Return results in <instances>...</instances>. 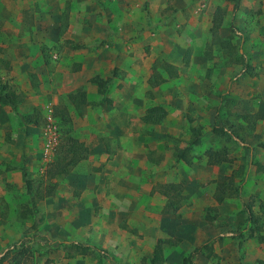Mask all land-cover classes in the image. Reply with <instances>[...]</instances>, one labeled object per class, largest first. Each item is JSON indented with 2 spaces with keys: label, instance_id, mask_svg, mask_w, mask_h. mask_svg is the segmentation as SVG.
I'll list each match as a JSON object with an SVG mask.
<instances>
[{
  "label": "rangeland",
  "instance_id": "obj_1",
  "mask_svg": "<svg viewBox=\"0 0 264 264\" xmlns=\"http://www.w3.org/2000/svg\"><path fill=\"white\" fill-rule=\"evenodd\" d=\"M233 3L0 0V87L20 89L23 97L15 109L0 100V258L7 255L0 264H110L94 249L78 253L75 241L104 248L119 263L144 264L166 238L172 242L163 246L162 264H181L203 243L194 264L264 258V241L231 232L264 235V0H241L235 12ZM218 11V35L233 50L211 42ZM166 62L178 76L154 84L157 70L166 78ZM80 63L83 72H74ZM94 73L111 78L98 91L108 89L112 102L68 105V121L56 116L52 101H64L81 85L89 90L84 80ZM154 105L164 106L167 116L144 123ZM16 112L43 121L28 124ZM214 126L236 135L214 133ZM22 131L35 143L23 142ZM66 135L79 138L87 154L68 174L49 178L46 170ZM46 141L54 144L47 155ZM184 147L190 162L175 156ZM209 149L229 161L211 163ZM23 169L33 193L45 195L37 197L38 220L25 209L31 196ZM231 174L236 184L245 177L239 197L233 187L218 188ZM170 182L182 184V199L165 213L158 186ZM245 204L255 222L239 220ZM22 236L27 252L21 257L9 249Z\"/></svg>",
  "mask_w": 264,
  "mask_h": 264
},
{
  "label": "trees",
  "instance_id": "obj_2",
  "mask_svg": "<svg viewBox=\"0 0 264 264\" xmlns=\"http://www.w3.org/2000/svg\"><path fill=\"white\" fill-rule=\"evenodd\" d=\"M241 0H234L233 3V8L232 11L235 12L236 10H238L239 8V3ZM221 19L222 16L221 14L218 12H216L213 16L212 19V25H211V42L218 44V45H222V47H224V49H232L233 50V46L230 45V42H227L225 40H222L220 38V36L218 35V28L220 27V23H221ZM230 28L235 30L236 28L233 27V25H230ZM70 43H73V41L69 40ZM75 46H79L78 44H75ZM226 46V47H225ZM210 49V47H209ZM241 62L244 65L245 68L248 69L249 64L248 61L246 59H244L243 57H241ZM161 67H163L164 69V74L167 75L166 78L165 76H162V73H156L158 75V77H160L159 79L155 80L154 84H158L161 81H167L168 79L174 78L178 76V72H177V68L172 65L171 63H165V65H162ZM158 71V70H157ZM163 77V78H162ZM7 89V90H6ZM4 91V92H1ZM79 96H81V98H79ZM85 93L83 91L82 88L78 89L76 93H70L69 94V99L72 102V104L74 105L75 108H79L82 104L86 103L85 100ZM23 97L21 96L20 93H17L15 89L10 88L8 85H2L0 87V100L2 102H4L5 104L10 105L12 108H16V106L18 105V103H20L22 101ZM55 114H58L61 119H63L64 121H68L70 119V116L68 114V112L62 111V109H58L57 107H55ZM19 117L21 118V120H23V122H27V123H37L35 120L30 119V116H23L21 114H18ZM167 116V110L164 106L162 105H154L151 107H148L145 111V113L142 116V120L144 121V123L147 124H158L160 123L163 119H165V117ZM212 131L214 133L220 132V133H226L229 134L231 136H235L236 134L234 132H232L231 130L226 129L224 126H214L212 127ZM197 134H201V132L196 129ZM64 142H61V144H59L58 149H57V155L55 156L54 160L49 164L47 170H46V175L49 176V178H53L54 176L57 175H65L68 174V172H70V170L74 167V165L80 161V159L84 158L87 154V146H85V144L82 141H79L78 138L73 137L71 135H66L64 136ZM248 147V145H246ZM264 147V146H263ZM187 151V147L184 148H178V151L176 152L175 156L177 159L179 158H183L186 162H190V156L186 153ZM208 153V157L211 159V163L216 164L219 163L221 161H229V158L226 157H217L219 155V153L216 150H211L209 149L207 151ZM216 157L218 158V160H216ZM255 158V151L252 150L251 151V155H250V159L251 161L254 160ZM257 168H259L260 170L263 169V165L260 163H257ZM248 168L246 169V173H247ZM22 176H23V180L26 184V189H27V193L30 194L31 198H30V208L25 204V209L26 211H29L33 217H37L38 220V209L36 206V202L38 200L37 197L42 198L45 195H43L42 193H40L39 190H37V195L33 193V183L31 180H29L27 178V172L23 169L22 170ZM234 174H231L230 176H227L225 181L223 182H219L218 183V188L220 189H226L229 190L231 189V187H233V192L232 194L236 197H239V188L241 187V184L243 182L242 178L241 180H239L237 182V184L233 181L234 180ZM54 188V185L52 186ZM181 190H182V184L180 182H170V183H164V184H159L158 186V191L164 195L166 197V201L165 204L163 206V212L167 213V212H171L173 210L177 209V206L179 204V201H181L182 199V195H181ZM232 190V189H231ZM48 193H51L50 190H48ZM230 193V192H229ZM184 197V196H183ZM218 199H222V196H217ZM242 212H239V220L242 221L243 218H245V221H248V223L251 222H255L256 216H253V212H252V206L251 205H247L245 204L244 207L241 210ZM25 216V213H23ZM26 217V216H25ZM208 219H212L213 216H207ZM43 217H39V221H42ZM241 222H238L236 224V226H239ZM247 225V224H246ZM35 227V225H34ZM243 228H236L234 229L232 232V237L233 238H237V235L240 236V238L243 239V237L245 238H254L257 237L258 239H260L261 241H264V235H259L257 234L258 231L257 229H253L251 232H249L246 236L243 235L242 233ZM26 237L22 236L20 238L19 241L13 243L10 247V251H14L17 252L19 254V256H24V254L27 252V249L25 247V243H26ZM172 240L171 239H161L159 240V243L157 245L154 246L153 250H152V255L151 257L148 259V261L143 262L144 264H162L163 260H164V255H163V246L164 245H168L171 244ZM59 241H56V244H58ZM242 240H238L237 244L241 245ZM73 249H75L78 253H87V251L91 248L97 251V253L101 256V258H105L106 261L110 264H124V263H119L118 261H116L113 257L112 254H110L106 249L98 247L96 245H93L91 243L89 244H84L82 242L79 241H75L72 243ZM206 244H201L198 247H196L195 249H193V251H191L188 255L184 256L182 259L181 264H194V255L196 253H198L203 247H205ZM5 256H2L0 258V261L3 260ZM101 261V259H100ZM16 264H19V261L16 262ZM255 264H264V258L257 261Z\"/></svg>",
  "mask_w": 264,
  "mask_h": 264
},
{
  "label": "crops",
  "instance_id": "obj_3",
  "mask_svg": "<svg viewBox=\"0 0 264 264\" xmlns=\"http://www.w3.org/2000/svg\"><path fill=\"white\" fill-rule=\"evenodd\" d=\"M164 2H166V0H164ZM165 5V4H164ZM168 5V4H167ZM166 5V6H167ZM166 6H164L163 8L165 9V7ZM155 8H156V6H154ZM168 7L169 8H171V7H176L175 5H173L172 4V2H171V4H169L168 5ZM162 22H165V21H162ZM162 22H161V20H160V22H156V23H159V24H162ZM84 67H85V65L84 64H78V65H76V66H74L73 67V71L74 72H76V73H80V72H83V70H84ZM96 67V66H95ZM97 68V67H96ZM159 69V68H158ZM161 71H163L162 69H160V70H158V73H160ZM162 73V72H161ZM95 78H97L99 81H101V83H99L98 82V80H96ZM163 78V77H162ZM84 79V78H83ZM80 85H81V83H82V77L80 78ZM169 81H171V79H169ZM110 82H111V78L109 77V76H105V77H103V74H97V73H94V75H93V77L92 78H85V80H84V85H86V86H88L90 89L89 90H86L84 87H82V85L81 86H78V87H76L75 89H73V91L72 92H70V93H76L77 92V90L78 89H80V88H82L83 89V91H84V93H85V100H86V103H84V104H82L81 106H83V105H86V104H97V103H100V102H109V103H111L112 101V99H111V97H109L108 96V89L106 90L107 91V93L106 94H104V93H99V91H102L103 89H106L107 87H108V85L110 84ZM99 90V91H98ZM16 92L17 93H19L20 92V89H16ZM21 93V92H20ZM23 93H26V91H24L23 90ZM69 93V94H70ZM69 94H67V97L65 98V100L62 102V101H56V100H53L52 101V103H53V110H54V112H56L55 111V107H57L58 109H62V111H67L68 112V114H71L70 112H71V109H69L68 108V105H71L73 108H75L74 107V105L72 104V102L70 101V99H69ZM97 94L99 95V97L100 98H98L97 97ZM79 98H81V96H79ZM22 101H23V99H22ZM21 101V102H22ZM20 104V103H19ZM80 106V107H81ZM80 107H79V109H80ZM22 112H25V111H22ZM21 114V115H23V116H25V117H27V116H30V119H32V120H35L37 123H28V124H33V125H39L40 123H41V121H43V117L41 116V115H38V117H34L35 115H33V114H31V113H20V112H16V114ZM55 114V113H54ZM56 116H59V115H57L56 114ZM59 118H60V116H59ZM24 135H25V133L22 131V134H21V139H23V142H25V140H27V143H29V145H32V143L34 144L35 143V141H33L29 136L26 138V136L24 137ZM18 136L19 135H15V136H13V137H17V139H18ZM77 138V137H76ZM79 139V138H78ZM79 141H81L80 139H79ZM22 142V143H23ZM86 146V145H85ZM21 149V148H20ZM83 159V158H82ZM82 159H80V161H78L75 165H74V167L72 168V170L81 162V160ZM71 171V170H70ZM162 195V194H161ZM165 198V201H166V197H164ZM165 204V203H164ZM164 206V205H163Z\"/></svg>",
  "mask_w": 264,
  "mask_h": 264
},
{
  "label": "built area",
  "instance_id": "obj_4",
  "mask_svg": "<svg viewBox=\"0 0 264 264\" xmlns=\"http://www.w3.org/2000/svg\"><path fill=\"white\" fill-rule=\"evenodd\" d=\"M48 119H49V117H48ZM45 133L48 135V136H50L51 137V133H52V130L50 129V126H48L47 128H46V131H45ZM50 135H49V134ZM53 145L54 144H51V142L50 141H46V144H45V148H44V154L45 155H47L48 153H51V150L53 149Z\"/></svg>",
  "mask_w": 264,
  "mask_h": 264
}]
</instances>
